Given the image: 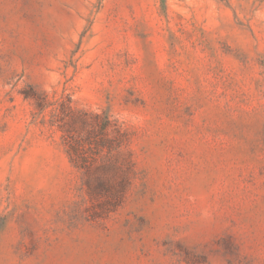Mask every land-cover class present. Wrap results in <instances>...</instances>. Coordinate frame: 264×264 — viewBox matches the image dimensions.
Wrapping results in <instances>:
<instances>
[{
    "label": "rangeland",
    "instance_id": "374dc122",
    "mask_svg": "<svg viewBox=\"0 0 264 264\" xmlns=\"http://www.w3.org/2000/svg\"><path fill=\"white\" fill-rule=\"evenodd\" d=\"M0 264H264V0H0Z\"/></svg>",
    "mask_w": 264,
    "mask_h": 264
},
{
    "label": "trees",
    "instance_id": "16d2710c",
    "mask_svg": "<svg viewBox=\"0 0 264 264\" xmlns=\"http://www.w3.org/2000/svg\"><path fill=\"white\" fill-rule=\"evenodd\" d=\"M24 96L25 97H31V98H34L35 99V101H36V103H37V106L40 108V109H42V108H44L45 107V105H46V101H45V99H44V97L43 96H41L40 94H38V93H24ZM105 118V120H104V123H105V128H107V126H112V123H111V121L109 120V118L107 117V116H105L104 117ZM72 120H73V117H72ZM99 121H100V116H99V114H95L94 115V120H93V124L94 125H98V123H99ZM81 122L84 124V125H89V124H91V122L87 119V118H83V119H81ZM60 128H62V130L65 132V134H64V139L66 140V143L68 144V146H69V148L70 149H74V143H73V141H72V135L70 134V130L68 129V127H65L64 125H60ZM92 129V128H91ZM91 129H88V131L89 130H91ZM112 132H116V136L115 135H113L112 137H109L108 136V133L106 132L105 133V137L104 138H106V140L108 141V143H109V146H112V144H113V142L117 139V137H118V135L119 136H124V132L123 131H120V128L118 127V126H115L114 128H113V131ZM118 142V141H117ZM118 144V143H117ZM111 148V147H110Z\"/></svg>",
    "mask_w": 264,
    "mask_h": 264
}]
</instances>
